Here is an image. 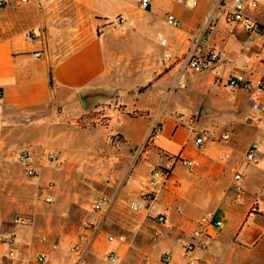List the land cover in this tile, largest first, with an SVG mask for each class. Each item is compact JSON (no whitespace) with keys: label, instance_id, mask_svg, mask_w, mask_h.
<instances>
[{"label":"crops","instance_id":"crops-1","mask_svg":"<svg viewBox=\"0 0 264 264\" xmlns=\"http://www.w3.org/2000/svg\"><path fill=\"white\" fill-rule=\"evenodd\" d=\"M149 1L140 11L138 0H0V177L5 184L0 192L8 190V184L10 191L22 192L24 198L11 199L9 207L18 204V211L32 219L25 231L0 235L1 264H93L100 259L107 264L103 256L109 252L121 264L130 245L107 244L104 237L121 235L122 224L133 217L131 202L146 191L149 176L158 171L154 166L161 162L170 166L168 180L147 214H133L139 227L149 218H165L160 226L168 235L170 264H184L181 246L207 213L223 227L207 241L206 251L195 252L196 264H251L253 255L264 257V214L251 213L255 198L264 193V161L243 163L250 144L264 146V91L261 111L252 116L245 92L226 93L214 85L241 65L264 78V0H254L257 9L247 12L263 28V36L231 23L226 0H197L192 10L185 7L186 0ZM170 15L181 23L180 29L166 25ZM211 21L212 44L226 52V62L210 72L194 73L182 63L163 71L162 55L184 52L189 38L200 35ZM29 32L36 38L25 42ZM158 36L167 48L159 46ZM35 52L39 58L33 57ZM133 63L138 65L131 67ZM155 80L156 89L137 92L142 83ZM166 87L172 93L163 105L168 112H181L176 106L181 103L189 106L188 89L201 92L202 99L208 97L213 110L224 114L199 117L197 128L225 132L228 141L197 149L175 117L163 112L162 105L157 107L159 91ZM83 96H89L87 112L81 106ZM245 114L251 117L248 123L240 119ZM156 124L162 127L159 137L136 163L140 145ZM111 136L120 138L115 152L107 146ZM40 148L57 154L50 174L37 165ZM21 149L32 154V178L12 156ZM225 153L228 160L222 157ZM176 156L192 160L194 172L167 161ZM236 172L244 179L241 194L232 183ZM108 174L111 188L102 185ZM51 177L55 189L39 194V185ZM45 197L51 198L50 204ZM99 198L107 203L94 214L90 207ZM10 213L0 212V222ZM85 219L98 232L88 236L81 253H70L68 247ZM137 232L138 228L129 230L132 237ZM8 236L14 239L11 246L1 243ZM9 251L14 259L7 257ZM39 255L45 256L44 262L37 261Z\"/></svg>","mask_w":264,"mask_h":264},{"label":"built area","instance_id":"built-area-1","mask_svg":"<svg viewBox=\"0 0 264 264\" xmlns=\"http://www.w3.org/2000/svg\"><path fill=\"white\" fill-rule=\"evenodd\" d=\"M197 0H186L184 5L187 9L192 10L196 5ZM149 0H138L137 7L140 11H144L148 5ZM3 3L0 2V6ZM257 9V4L254 0H233L232 11L229 12L227 19L241 27L245 32L252 33L254 35L263 36V28L247 15L248 11H254ZM119 23L123 22L122 18L118 19ZM168 27L173 29H180L181 23L173 16H168L165 20ZM214 30V22L211 21L207 24L206 28L200 35L191 36L188 40V46L184 52L179 55H171L166 52L162 55L161 64L165 68L172 67L176 64L182 63L188 70L194 73H203L212 71L217 65H223L226 62V52L223 49L215 48L212 44V35ZM36 38L35 33L29 32L25 34L24 41L32 42ZM159 46L161 48H167V42L160 36L157 37ZM39 53H33V57L39 58ZM214 85L228 91H243L247 94V102L250 108L252 116L259 115L261 111V99L264 91V78L263 76L256 74L248 65H241L236 69H233L225 80H215ZM251 120V117H246L245 121ZM175 121L178 127L185 129V131L193 137L194 145L197 149L203 150L207 145L212 144H224L228 141V135L220 130L199 131L197 124L199 122L198 115H191L185 117L183 115L175 116ZM161 124H156L152 127L148 140V143H152L157 139L161 133ZM15 161L25 167V173L27 177H34L35 170L32 168L34 163L32 154L27 149H21L12 154ZM223 159L228 160L229 154H223ZM43 158L50 164L56 165L57 154L50 150H45ZM168 161L170 164L182 165L188 173H193L195 170V163L192 160L183 158L181 156L171 157ZM259 161H264V146L259 143L250 144L244 155L243 163L246 165H255ZM170 166H164L158 171L152 173L149 176L145 188L147 191L135 199L132 202V209L138 214H147L149 206L155 201V196L162 183H166L169 178ZM243 176L241 173L236 172L232 176V183L234 185V191L237 194L243 193ZM105 185L111 188L113 185V179L111 176H107L105 179ZM176 185V184H175ZM45 189L47 191H53L55 185L53 182H48ZM44 202L51 203L50 197H45ZM106 199L99 198L91 204V212L94 214L100 213L106 206ZM251 213L264 214V193H260L255 198L251 207ZM156 221L160 225H164L165 218L163 216H157ZM13 224L17 227L29 226L30 221L27 219H15ZM223 227V223L220 219H216L213 214L207 213L202 215L196 222L195 227L190 233L189 241L182 246V260L184 264H196L195 252L206 251L208 248L207 241L213 237V233L220 230ZM98 232L96 225L85 219L80 223L79 233L68 247L70 253L79 254L83 251L87 242L88 236ZM13 237L8 236L1 240V243L6 246L13 244ZM105 241L107 244H125V236L123 235H106ZM156 241V239H154ZM9 259H14L15 254L13 251L7 253ZM105 261L107 264H117L118 257L115 253L109 252L105 255ZM173 257L170 253H164L160 257L162 264H170ZM37 261L42 263L45 261V256L39 255ZM1 264V257H0Z\"/></svg>","mask_w":264,"mask_h":264},{"label":"rangeland","instance_id":"rangeland-1","mask_svg":"<svg viewBox=\"0 0 264 264\" xmlns=\"http://www.w3.org/2000/svg\"><path fill=\"white\" fill-rule=\"evenodd\" d=\"M226 6L228 7V12H231L232 11V4L229 3L228 0H226ZM119 18H122V17H118L117 21ZM137 65H138L137 63H133L131 65V67H136ZM172 67H169V68L162 67V68H163V71H168ZM130 72H133V70ZM126 75H127V72H126ZM156 82L157 81L155 80V81H151L148 84L142 83V86L137 87V92H140V93H142V92L144 93L147 91L151 92V90L157 88V86H153V84H155ZM157 91H159V90H157ZM225 91H226V93H231V94L235 93V91H228V90H225ZM159 92H160L161 96H159L157 98V107L159 106V104L162 105L160 108H162L163 112L170 113V114H172L173 117H175L177 115H183L185 117H189L191 115H198L200 117V112L203 110V108L208 110L207 111L208 112V119H210L214 116H222L224 114L222 112L221 113L222 115H221L219 112L213 110L214 108L211 107L212 104L210 103L211 101L209 100L208 97H207V99H205V97L202 99V96H201L202 93L201 92L192 91L191 89H188V93H187V96L189 99V106L187 104L185 105V104L181 103V104L176 105V106H178V108L181 109V112H174V111L168 112L167 107L166 106L164 107L163 105L170 100L172 93L170 91H168V87L160 89ZM173 98H174V96H172L171 100H173ZM40 114H42V113H38L36 116H38ZM135 114L137 115L138 113L136 112ZM247 115L248 114L241 116L240 117L241 121L246 122L245 118L247 117ZM246 123H248V121ZM82 125L83 124H80V126H82ZM85 127H86V125H85ZM88 128H91V126L89 125ZM118 142H120V138H118L116 136L108 137L107 146L109 147V150L110 151L113 150L115 152L117 149V146H119ZM149 145H151V144L148 143L147 141L145 144L140 145V147L137 151V158L135 160L136 163L141 161V158H142L141 156L143 154V150L147 149L149 147ZM44 150H45V148H40V159H39L40 164L38 163L37 165L45 172V174H47V173L50 174V172L52 171V166H55V165H50L45 160V158H43ZM136 150L137 149H134V151H136ZM158 155L162 158L166 157L162 153H158ZM169 160L170 159L168 158L167 161H169ZM157 166L158 167L154 166V169L155 168H157V169L163 168L164 167L163 162H161V164H158ZM107 176L105 175L102 179V185L105 186L106 188H108L105 185V179ZM49 181H52L54 183V185L56 184L54 178L51 177L50 180H47L42 185H39V188H38L39 194L40 193L42 194V192L45 190V185ZM34 185L37 186L36 183ZM4 186H5V184L3 181V177H0V188L3 189ZM6 186H8V190L6 189V191L4 193L0 192V199H1L0 200V212H2L5 216L7 215L9 210H11V213H10V217L4 216L5 218H3V220L0 222V235H11L14 232H15V234L16 233L18 234V232H20V231H25L28 228V226L17 227L13 224V221L15 219H21V218L27 219L30 221V224H29V226H30L32 224V219L29 216H27L25 214H21L18 211L19 210L18 204L13 203V205L9 207V202L11 201V199H15V201H17L19 199L18 201H20L24 198V196H23L24 194L22 192H19V191H10L9 184ZM146 191H147V189H146ZM144 193L141 192L140 196H142ZM8 194H9V196H8ZM131 205H132V202L130 204V208H131V211H132L131 213H132L133 217L130 218L129 222L126 223V225L122 224L124 231L121 233V235L125 236V240L128 242V244L130 246H128V249L124 253V256H123L124 259L122 260L121 264L122 263L123 264H162L160 261V257L162 256V254L168 252L165 249V243L168 239V235H165V232H163L162 227L160 226V224L157 223L156 217L149 218L142 226L139 227V224H140L139 219L136 217V215H134L136 212H134ZM40 226H43V224H41ZM119 226H121V225H119ZM136 228H138V232L134 237H132L129 233V230L130 229H136ZM183 238L184 237H180L179 239H183ZM104 239H105V237H104ZM154 239H156V241H154ZM181 248H182V246H181ZM172 254H177V252H173ZM259 254L252 256L251 264H264L263 263L264 257H263V255H259ZM103 258H104V256H103ZM174 261H175V259H174ZM93 264H104V261L103 260L101 261V259H100V260L95 261Z\"/></svg>","mask_w":264,"mask_h":264},{"label":"water","instance_id":"water-1","mask_svg":"<svg viewBox=\"0 0 264 264\" xmlns=\"http://www.w3.org/2000/svg\"><path fill=\"white\" fill-rule=\"evenodd\" d=\"M89 98V96H83L81 97V106L84 112H87L91 109V106L88 104L87 99ZM205 115H208V112H205L204 110H202L200 112V117H203Z\"/></svg>","mask_w":264,"mask_h":264},{"label":"trees","instance_id":"trees-1","mask_svg":"<svg viewBox=\"0 0 264 264\" xmlns=\"http://www.w3.org/2000/svg\"><path fill=\"white\" fill-rule=\"evenodd\" d=\"M50 83H51V81H50Z\"/></svg>","mask_w":264,"mask_h":264}]
</instances>
